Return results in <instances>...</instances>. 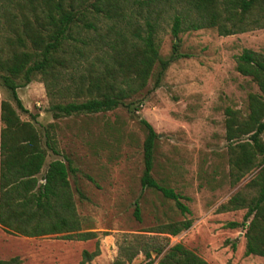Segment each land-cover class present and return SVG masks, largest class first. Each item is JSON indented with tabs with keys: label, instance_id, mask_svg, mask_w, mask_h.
Here are the masks:
<instances>
[{
	"label": "trees",
	"instance_id": "1",
	"mask_svg": "<svg viewBox=\"0 0 264 264\" xmlns=\"http://www.w3.org/2000/svg\"><path fill=\"white\" fill-rule=\"evenodd\" d=\"M167 11L172 12L170 31L175 37L202 28H214L221 36L264 28V0H0V82L14 103L0 102L2 230L64 240L95 236L82 231L68 180L74 171L70 164L54 159L38 177L46 151L34 125L21 120L17 112H28L17 89L38 75L54 118L130 108L132 104L125 101L146 86L155 65L154 89L169 65L185 56L176 44L168 56L159 54L156 35ZM235 69L250 77L258 92L248 94L246 115L230 107L224 111L230 184L254 168L258 171L246 185L254 194L245 198L237 193L220 211L246 209L241 222L227 226L244 228L245 255L264 256V57L243 49ZM139 123L145 129L141 187L158 191L182 214L188 213L181 201L184 197L153 177L157 134L145 119ZM46 146L58 154L50 137ZM135 216L139 218L138 207ZM190 226V220L170 222L158 232L176 236ZM162 250L154 249L157 255ZM83 256L89 255L83 252ZM145 257V264L153 263L148 251ZM20 263L18 256L0 259V264ZM156 264L207 262L177 243Z\"/></svg>",
	"mask_w": 264,
	"mask_h": 264
},
{
	"label": "rangeland",
	"instance_id": "2",
	"mask_svg": "<svg viewBox=\"0 0 264 264\" xmlns=\"http://www.w3.org/2000/svg\"><path fill=\"white\" fill-rule=\"evenodd\" d=\"M171 14L165 12L159 21V54L168 56L176 44L185 56L169 65L156 89L155 65L146 86L125 101L132 104L130 108L54 118L38 75L17 89L28 111L17 112L21 120L34 125L46 151L38 177L54 159L70 164L74 171L68 180L82 231L95 236L88 240L26 237L0 227V259L18 256L20 264H145L148 251L156 264L179 243L207 264H264V256L244 254V228L227 226L241 222L246 209L220 211L233 195L254 194L246 185L258 168L230 184L224 111L230 107L246 115L248 94L258 92L256 83L235 66L243 49L264 57V28L226 36L202 28L175 37L170 31ZM2 100L14 104L0 82ZM141 118L157 134L152 175L184 197L181 201L188 213L182 214L158 191L141 187L145 137ZM47 137L58 154L46 146ZM182 220H190L191 226L176 236L158 232L162 225ZM157 247L163 248L159 255L154 251Z\"/></svg>",
	"mask_w": 264,
	"mask_h": 264
}]
</instances>
